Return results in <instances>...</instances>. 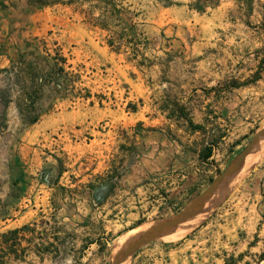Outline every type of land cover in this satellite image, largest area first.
Here are the masks:
<instances>
[{
    "label": "rangeland",
    "instance_id": "374dc122",
    "mask_svg": "<svg viewBox=\"0 0 264 264\" xmlns=\"http://www.w3.org/2000/svg\"><path fill=\"white\" fill-rule=\"evenodd\" d=\"M117 1L111 4L113 7L103 18H100V11L89 16L88 12L95 3L84 2L70 7V11L61 7L32 8L24 3L16 4L15 8L8 6V11H1L4 14L0 15V42L10 48H18L14 51L16 54L19 52L20 56L10 66V72H5L9 77L8 81L5 80L4 92H1L0 98L2 95L8 96L3 99L4 103L28 104L23 92L32 93L42 88L43 96L37 102L38 107L49 109L51 115H70L77 124L85 119L87 127L84 132L83 125H73L72 130L67 132L70 133L71 146H84L87 150L80 159H70L63 151H54L52 147H48L46 133L39 136L36 146L42 156H54L53 161L44 162L39 179L49 184L54 182L55 186L61 182L53 209L55 224L51 229L55 232L62 230L61 221L63 218L69 219V223L64 222L65 234L68 233L69 236L64 237L63 249L60 246L61 239L57 241L59 250L43 252L40 248L41 253L27 254L20 264H76L80 261L77 258L83 249L86 251L90 244L96 243L95 248H99V253L95 255L94 252L93 255L91 250L88 252L89 256L86 253L87 257L79 264H114L117 258H112L113 250L119 246L122 241L120 239L126 233L146 224L159 223L154 227L155 230L191 209L221 176L236 171L241 156L253 140L264 133V0H242V29L235 30L238 35L231 34L232 37L242 36V106L235 107L232 102L231 108L225 110L218 107L190 108L177 101L162 105L150 104V108L148 104L145 106L143 99H136L133 81L138 76L139 68L150 66L149 54L160 52L165 43L162 38L151 41L143 38L142 27H138L137 36L133 33L130 34L132 39H127V33L120 30L121 10L118 6L121 5ZM76 8L84 13L74 12ZM36 12L40 14H35ZM142 12L136 14L139 16ZM15 23L17 28H14ZM96 24L106 26L107 29ZM16 32L18 33L15 34ZM187 36L196 37L194 33H188ZM110 42L114 43V47L110 46ZM125 43L127 47L124 46ZM261 52L263 59L259 67L257 55ZM233 59L234 54L231 57L232 67ZM31 65L42 77L34 84H31L25 73L18 78L19 73ZM61 68L63 73L54 74L53 71L58 72ZM207 81L204 86L209 88L212 79L207 77ZM233 81L236 82V79L231 77V82ZM198 85H201L199 89L202 92V80ZM175 87L178 88L179 85ZM17 92L21 93L23 100L17 98ZM62 94L65 99L56 100V96ZM201 94H194L199 107L203 106L202 100L198 98ZM172 96L176 100L188 97L181 88L174 90ZM46 116L42 117L40 123L46 122ZM119 119L125 125L120 122L118 124L116 120ZM3 127L5 125L0 121V128ZM197 127L200 129H196ZM63 131L62 126L60 132ZM224 136L231 141H223ZM9 141V138L5 140ZM19 143L25 144L26 141L19 140ZM121 146L129 152L131 163L135 164L144 155L152 164L158 165L159 161H163L161 163L168 165L167 172L152 169L150 184L155 189H152L149 205H146L144 212L137 209L140 205L130 195L128 197L118 193L113 202L109 199L112 197L111 187L116 188L122 176L121 167L116 168L121 166L116 165L117 163L125 160L121 157L125 155ZM206 148L213 151L208 162L210 166L206 170L199 167L193 154L182 156L188 151L203 153ZM254 151L245 161L251 158ZM114 154L115 165L111 170L110 160ZM172 164L183 166V173H173L170 166ZM256 170L246 176L232 194L222 199L199 227L209 220L222 222L223 216L232 215L234 199L240 188L243 201L246 199L245 183ZM180 175L191 184L201 182L202 186L192 198L183 196L179 202L175 201V196L170 198L172 192H158L160 183L162 186L165 181L170 178L176 180ZM210 180L214 182L210 183ZM67 185L76 187H63ZM89 185L103 186L98 197L92 200L91 190L87 188ZM117 196L122 197L121 200ZM136 197L137 195L134 198ZM128 198L132 204L128 202ZM106 201L108 203L103 204ZM244 208L247 215H242V255L247 264H261L264 260V236L259 233L257 222L253 220L254 208L243 206ZM198 209L201 207H197L194 213ZM136 210L143 212L145 218L135 221L132 216L127 217ZM199 227L183 239L166 241L159 238L146 245L157 242L177 246L192 236ZM145 233L151 232H144L136 238ZM40 239L44 238L40 236ZM231 246L238 248V243L232 241ZM239 250L232 249L236 254ZM22 257L24 258L23 254ZM132 258L129 264H132Z\"/></svg>",
    "mask_w": 264,
    "mask_h": 264
},
{
    "label": "crops",
    "instance_id": "0c3cea01",
    "mask_svg": "<svg viewBox=\"0 0 264 264\" xmlns=\"http://www.w3.org/2000/svg\"><path fill=\"white\" fill-rule=\"evenodd\" d=\"M116 1L113 0L112 3ZM119 1L117 2L121 5L118 6L121 10L120 30L127 33V39H132L130 34L133 33L137 36L138 27H142L143 38L148 41L162 38L165 43L160 52L149 54L150 66L139 68L138 76L133 81L136 86L134 96L137 100L143 99L145 106L148 104L150 108L155 103L162 105L175 101L182 102L190 108L201 109L218 107L225 110L231 108L232 102L235 107L242 106V36H231L239 34L236 29L239 31L242 29V0ZM23 3L28 5L26 0H0V15L4 14L1 11L7 10L8 6L15 8L16 4ZM57 7L70 11V7L66 6L48 8ZM112 7H109V12ZM140 11L143 12L138 16L136 13ZM130 16L134 18L131 19ZM141 22L142 24H139ZM16 24L14 28H17ZM188 33H194L196 37L188 38ZM124 46L127 47V43ZM17 49L0 42V94L4 92L5 80L8 81L9 77L5 72H10V66L14 65L20 56L19 52L18 54L15 52ZM19 49L21 50L20 47ZM262 52L264 53L263 50ZM262 52L257 55L259 67L262 64ZM207 77L212 79L209 88L204 86L208 82ZM231 77H234L236 82H231ZM201 80L204 86L202 92L199 89L201 85H198ZM175 85L179 87L176 88ZM180 88L188 97L176 100L172 94L174 90ZM17 93V98L23 100L24 94L23 97L20 96V92ZM196 93H202L198 96L202 100V107L196 105L197 102L194 100ZM56 98L65 99L63 94L57 95ZM3 101L1 97L0 121L5 127L0 128V264H20L26 259L27 254L31 252L39 254L40 248L43 252L59 250L60 246L63 249L64 237L69 236L68 233L65 234L64 227V222L69 223V219L63 218L61 221L62 230L55 232L51 229L55 224L53 209L56 204L57 188L61 182L55 186L54 182L49 184L39 179L44 162L54 160L53 154L47 158L42 156L36 146L39 136L46 133L48 147H52L54 151H63L71 157L70 159L76 157L80 159L87 150L84 146L79 148L71 146L70 133L67 132L72 130L73 125H83L84 132L87 127L85 119L77 124L70 115L56 116L51 113L46 116V122L28 127L23 124L19 115V103ZM83 101L86 102L85 99ZM121 120L116 121L125 125ZM62 126L64 131L60 132ZM8 138L10 141L5 142ZM19 140L26 143L21 144ZM222 140L231 141L227 136ZM122 148L125 155L120 156L125 160L116 164L121 165L116 168L121 167L122 176L117 187H111L112 197L109 199L113 202L118 193L128 197L130 195L136 200V204L140 205L137 209L144 212L146 205H149L152 189H155V186L152 188L153 185L150 184L153 170L167 172L168 165L161 163L163 161H159L158 165L152 164L144 155L135 164L131 163L129 152ZM189 153L196 157L199 167L206 170L210 166L208 163L210 159L201 161V151L194 153L188 151L182 156ZM114 157L115 154L110 160L111 170L115 165ZM170 166L173 173L177 175L183 173V166L179 167L176 164ZM170 179L165 181L164 186L159 184L158 192L162 193L164 190L172 192L170 198L175 196V201L179 202L183 196L192 198L202 186L201 182L193 184L186 182L182 175L176 180ZM63 187L69 189L76 185ZM87 188L91 190L92 200L98 197L97 194L103 186L89 185ZM244 191L246 199L243 201V192L240 188L238 196L233 201L235 203L233 214L223 216L222 222L209 220L177 246L157 242L145 244L133 255L132 264H247L242 255V215H247L243 206L254 208V211L250 212L254 213L253 220L257 222L259 233L264 236V161L246 181ZM117 198L121 200L122 197ZM127 200L130 204L133 203L129 198ZM107 203L108 201L103 204ZM140 210L131 212L127 217L132 216L135 221L144 219L146 215ZM40 236L44 239H40ZM61 239L62 244L59 246L57 241ZM232 241L238 243V248L231 246ZM96 244H90L86 251L83 249L77 258L78 261L86 258L87 254L89 256L88 252L91 250L93 255L94 252L95 255L98 254L99 248H95ZM232 249H238L239 252L236 254Z\"/></svg>",
    "mask_w": 264,
    "mask_h": 264
},
{
    "label": "bare ground",
    "instance_id": "6f19581e",
    "mask_svg": "<svg viewBox=\"0 0 264 264\" xmlns=\"http://www.w3.org/2000/svg\"><path fill=\"white\" fill-rule=\"evenodd\" d=\"M253 151L254 154L248 161L243 162V166L241 165V167L233 174L223 178L222 184H219L218 182L214 184L212 187V194L203 199V206L201 209H198L187 222L178 225L175 229L166 231L164 235L161 236V239L166 241H177L188 236L187 234L189 232L199 227V225L209 217L208 214L216 207V205L222 201V199L232 194L241 185L246 176H248L253 170H256L257 166H260L264 161V137L258 139V143L254 146L250 154ZM158 224L159 223L146 224L126 233L120 239L122 241L119 246L117 245V248L113 250L112 258H117L118 255L126 252L133 243L135 244L142 237L145 238L149 233H145L139 238L136 237L144 232H152L154 227ZM131 258L132 253H128L123 260L118 259L117 264H129Z\"/></svg>",
    "mask_w": 264,
    "mask_h": 264
},
{
    "label": "trees",
    "instance_id": "16d2710c",
    "mask_svg": "<svg viewBox=\"0 0 264 264\" xmlns=\"http://www.w3.org/2000/svg\"><path fill=\"white\" fill-rule=\"evenodd\" d=\"M113 0H26L28 5L32 8H38V9H45L48 7H55V6H66V7H73L79 2H84V3H90L93 4L97 2V4L93 5L91 7V11L88 12L89 16H93L95 11H100L102 12V15L100 18L105 17L106 14H108V9L111 7ZM104 5V6H102ZM80 9V8H79ZM74 12H79L80 14H83L84 12L81 10H78V8L74 9ZM87 14V13H86ZM100 21V20H97ZM100 25V26H99ZM96 26L102 28V29H107L106 26H102L101 24H96ZM110 46L114 47V43L110 42ZM26 63V62H25ZM54 74H61L63 73V69H59L58 72L53 71ZM25 73L28 76L29 81L31 84H34L39 79H42L41 74H38L35 72V69L33 66H29L25 71L19 73V77ZM59 86H56L58 88ZM42 88L39 91L36 92H23L24 96H26V100L29 102L28 104H19L18 105V112L21 117V120L25 126H33L36 125L37 123L40 122L43 116L48 115L49 109L44 110L38 107V101L40 98L43 96L41 94ZM7 92V91H6ZM8 93V92H7ZM8 98V96L2 95V99ZM200 129V128H196ZM212 149L211 148H206V150L200 154V159L201 161H208L212 157ZM213 180H210V183H213Z\"/></svg>",
    "mask_w": 264,
    "mask_h": 264
},
{
    "label": "water",
    "instance_id": "95a60500",
    "mask_svg": "<svg viewBox=\"0 0 264 264\" xmlns=\"http://www.w3.org/2000/svg\"><path fill=\"white\" fill-rule=\"evenodd\" d=\"M264 137V133L259 134L251 143V145L249 146L248 150L243 154V156H241V159L239 161V163L236 165L235 170L237 171L240 166L243 164V162L245 161L246 157L250 154V152L253 150L254 146L258 143V139ZM227 175H223L220 177V179L217 181L219 184H222L223 182V178ZM231 175V174H230ZM216 182V183H217ZM214 186V184L212 185V187ZM212 187L210 188L209 191H207L204 195H202L199 200L197 201V203H195V205L191 208L188 209L187 211H185L183 214H181L179 217L169 221L167 224H164L158 228H156L155 230H153L151 233L147 234V236L142 237L139 241H137L135 244L131 245L126 252H123L121 255H119L115 261L114 264H117V260H123L126 256L127 253H132V256L135 254V252L142 247L143 245H145L146 243L150 242L151 240H156L161 238L162 235H164V233L168 230H172L175 229L178 225L187 222L191 216L194 214V210L197 207H201L203 206V199L205 197H208L212 194Z\"/></svg>",
    "mask_w": 264,
    "mask_h": 264
}]
</instances>
